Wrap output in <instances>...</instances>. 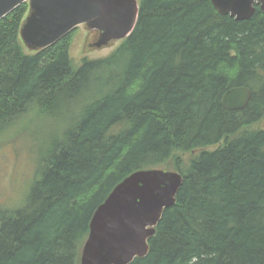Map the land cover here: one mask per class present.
Returning <instances> with one entry per match:
<instances>
[{
	"label": "trees",
	"instance_id": "trees-1",
	"mask_svg": "<svg viewBox=\"0 0 264 264\" xmlns=\"http://www.w3.org/2000/svg\"><path fill=\"white\" fill-rule=\"evenodd\" d=\"M137 3L128 37L75 70L78 28L29 52L28 4L0 20V134L20 125L40 160L22 205L0 207V264H79L94 210L150 169L182 184L131 264H264V13L236 21L210 0ZM233 87L252 92L241 111L222 105Z\"/></svg>",
	"mask_w": 264,
	"mask_h": 264
},
{
	"label": "water",
	"instance_id": "water-1",
	"mask_svg": "<svg viewBox=\"0 0 264 264\" xmlns=\"http://www.w3.org/2000/svg\"><path fill=\"white\" fill-rule=\"evenodd\" d=\"M221 16L249 20L255 6L264 13V0H210ZM23 3L28 12L19 28L21 41L29 52L55 44L75 28L92 33L88 49L108 47L122 41L133 30L137 0H0V20ZM246 87H233L222 96L228 111H241L251 100ZM182 184L177 171L139 170L118 183L94 210L88 235L82 245L79 264H131L149 251L165 209L175 204Z\"/></svg>",
	"mask_w": 264,
	"mask_h": 264
},
{
	"label": "rangeland",
	"instance_id": "rangeland-1",
	"mask_svg": "<svg viewBox=\"0 0 264 264\" xmlns=\"http://www.w3.org/2000/svg\"><path fill=\"white\" fill-rule=\"evenodd\" d=\"M91 38L92 33L83 26L78 27L73 35L68 55L74 70L81 65L83 58L105 57L120 42L99 49H88ZM19 126H13L0 134V207L11 210L22 205L40 161L39 153L34 151L35 138L29 132H17ZM36 127L32 125L31 129ZM186 158L188 155L182 159Z\"/></svg>",
	"mask_w": 264,
	"mask_h": 264
},
{
	"label": "bare ground",
	"instance_id": "bare-ground-1",
	"mask_svg": "<svg viewBox=\"0 0 264 264\" xmlns=\"http://www.w3.org/2000/svg\"><path fill=\"white\" fill-rule=\"evenodd\" d=\"M192 154V153H191Z\"/></svg>",
	"mask_w": 264,
	"mask_h": 264
}]
</instances>
